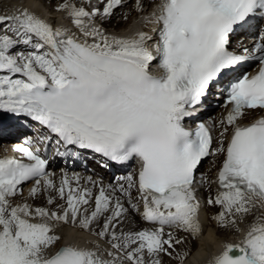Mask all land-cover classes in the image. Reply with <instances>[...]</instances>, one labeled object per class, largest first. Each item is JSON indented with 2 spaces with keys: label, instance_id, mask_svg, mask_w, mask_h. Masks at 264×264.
<instances>
[{
  "label": "snow or ice",
  "instance_id": "snow-or-ice-1",
  "mask_svg": "<svg viewBox=\"0 0 264 264\" xmlns=\"http://www.w3.org/2000/svg\"><path fill=\"white\" fill-rule=\"evenodd\" d=\"M123 3L60 0L55 10L70 26L27 8L0 14V136L24 122L45 130L13 145L20 158H0V264H184L203 235L198 191L212 185L211 219L244 235L208 264H264V116L240 123L249 110L264 112V0H159L144 17L157 26L152 35L105 27ZM241 29L259 38L238 54L231 37ZM248 62L258 63L255 75L240 71ZM217 86L230 110L214 148L205 123L186 122ZM49 145L56 157L138 168L114 185L87 177L91 187L81 186L63 170L57 183ZM210 156H223L219 171L198 181ZM27 183L32 200L48 194L46 206L14 203ZM132 214L151 227L125 230ZM67 224L96 240L57 248Z\"/></svg>",
  "mask_w": 264,
  "mask_h": 264
},
{
  "label": "bare ground",
  "instance_id": "bare-ground-1",
  "mask_svg": "<svg viewBox=\"0 0 264 264\" xmlns=\"http://www.w3.org/2000/svg\"><path fill=\"white\" fill-rule=\"evenodd\" d=\"M60 2V0H0V14H11L14 12L17 8H27L28 10L34 12L35 14L41 16L45 20H47L50 23H53L57 26L60 24H65L70 26V21L66 19V14L63 12L56 11V5ZM143 11L138 12L136 10V0H124L123 6L116 9V14L112 17L111 20H113V26L111 23H106L105 27L117 34V35H131L135 31H146L150 35H152V30L155 28L154 24H148L146 25L144 23V17L150 15L153 10V5L155 3H147L145 0H141ZM102 7V5H101ZM127 15V20L122 19L123 15ZM129 17V18H128ZM110 27H107L109 26ZM245 41V40H244ZM225 109H220L216 111V121H215V142L213 147H216V141L219 138V131L221 130V126L219 124V121L224 117ZM209 114V113H208ZM259 111H248V114L243 118L244 120H247L246 122L240 121L242 124L249 123L252 121L256 116H258ZM207 117H212V115H208ZM231 131V128H229V133ZM2 143H5V146H0V155H8L13 156V145L17 141H8L5 142L4 140H1ZM207 160V159H206ZM203 162V165L200 168V173L206 175L209 179H215L216 172L219 169L220 163L223 160V156L214 157V160L218 163L212 162V165H210V169H206V171H202V167L205 165L207 161ZM215 165V166H214ZM202 171V172H201ZM198 172V173H199ZM210 173V175H209ZM73 173L69 174L70 176ZM77 174V173H75ZM78 175L81 177V186H88L91 187V185H86L85 181L87 177H92L94 180L102 181L103 184L107 185L110 184L107 180H101L96 176H93L92 174L88 173H78ZM61 178V175L55 177L57 180V183H59V180ZM216 185H212L211 188H201L198 191V199L200 200L202 204V208L199 213L200 222L202 224L203 228V235L194 242L192 246V252L191 255L184 261V264H208V262L217 255L222 249L221 245L223 242L228 243H238L239 240L243 237L244 232L241 231L239 234H233L231 232L225 231L220 229L216 222L211 219V216L216 214L219 211L218 206H209L207 205L206 201L209 195H215L216 192ZM96 191L95 189L93 190ZM48 194H42L39 198L36 200H32L28 197V191L23 190V196H17L14 203L16 202H23L27 200V202L32 203L37 206H46V198ZM51 195H55V193H51ZM127 206V204H126ZM142 210V208H141ZM133 219L135 221L134 225L126 224L124 225L125 230H127L129 227H132V230H140L145 227H151V225L143 222L140 220V217L138 215L132 214ZM251 219V218H249ZM245 225H241V228L244 229ZM57 234L62 237L59 244H57V248L60 247L63 244L73 243L77 244L79 246L84 247H90L91 245L87 242L89 241H95L96 237L92 236L90 233L85 232L83 230H80L78 228H74L71 226V224L62 225L61 227L57 228L56 230ZM181 235H183L181 233ZM102 246L103 245V242ZM52 251H55L53 249ZM164 264H175L174 261L170 260L167 257H164Z\"/></svg>",
  "mask_w": 264,
  "mask_h": 264
},
{
  "label": "rangeland",
  "instance_id": "rangeland-1",
  "mask_svg": "<svg viewBox=\"0 0 264 264\" xmlns=\"http://www.w3.org/2000/svg\"><path fill=\"white\" fill-rule=\"evenodd\" d=\"M129 18V17H128ZM109 23H111V25L113 26V20H111ZM107 27H110V25L109 26H107ZM210 115H216V110H213L212 111V113H210ZM207 162L205 163V165L202 167V171H206V169H208V167L210 166V165H212V162H214V163H218L219 161H215L214 160V157H210V158H208L207 160H206ZM215 166V165H214ZM209 169H210V167H209ZM201 171V172H202ZM200 173V172H199ZM209 175H210V173H209ZM208 190H209V188H208ZM168 258V257H167Z\"/></svg>",
  "mask_w": 264,
  "mask_h": 264
}]
</instances>
